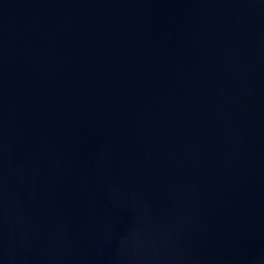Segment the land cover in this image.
<instances>
[{"label":"water","instance_id":"water-1","mask_svg":"<svg viewBox=\"0 0 264 264\" xmlns=\"http://www.w3.org/2000/svg\"><path fill=\"white\" fill-rule=\"evenodd\" d=\"M0 264H264V0H0Z\"/></svg>","mask_w":264,"mask_h":264}]
</instances>
